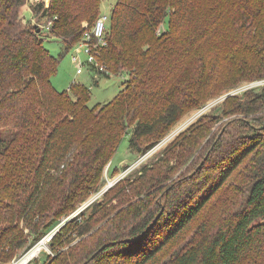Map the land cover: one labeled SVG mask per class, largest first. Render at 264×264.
I'll return each instance as SVG.
<instances>
[{
	"label": "trees",
	"instance_id": "16d2710c",
	"mask_svg": "<svg viewBox=\"0 0 264 264\" xmlns=\"http://www.w3.org/2000/svg\"><path fill=\"white\" fill-rule=\"evenodd\" d=\"M101 3L0 0V261L35 244L97 192L124 137L140 152L148 137L162 138L187 109L226 87L264 79V0H117L107 44L97 50L106 69L96 78L123 72L128 78L113 99L90 107L86 85L73 82L62 91L54 86L60 58L46 47L43 32L67 52L93 27ZM26 10L43 24L29 21ZM224 102L225 112H262L222 124L180 183L192 184L196 192L180 194L175 185L157 188L160 179L148 176L144 164L139 194L157 188L167 199L160 215L129 203L65 250L100 222L101 207L116 198L115 187L110 188L89 216L69 219L53 235L54 256L46 264H79L83 247L92 246L99 247L85 264H108L101 258L107 251L118 264H151L248 164L250 187L242 207L210 235L200 234L176 252L170 264H264V85L230 94ZM216 119L211 115L205 121Z\"/></svg>",
	"mask_w": 264,
	"mask_h": 264
},
{
	"label": "rangeland",
	"instance_id": "374dc122",
	"mask_svg": "<svg viewBox=\"0 0 264 264\" xmlns=\"http://www.w3.org/2000/svg\"><path fill=\"white\" fill-rule=\"evenodd\" d=\"M27 1L28 5H30L35 0ZM116 1L102 0L101 14L110 15L112 6ZM45 3L49 4L50 0H45ZM25 15L31 22L39 23L40 25L44 22L41 17L31 14L30 10H26ZM84 25L90 26L87 22ZM166 27L167 21L162 23L159 31L165 30ZM46 34L47 30L43 32L46 47L52 54L60 58L58 70L52 77V82L58 90L68 89L73 82H80L89 87L91 91L89 106L94 107L97 104L110 101L124 88V82L128 78V73L123 72L121 74H111L110 76L100 75L96 78L98 75L97 71L88 63L84 64L83 72L78 73V65L72 58L75 49L72 48L66 52L62 42L53 37L46 36ZM79 56L87 61V54L84 51ZM242 84L237 88H234L235 85L226 87L205 104L187 109L181 115L178 122L162 138L155 139V137H148L146 148L140 152L129 146L128 136L124 137L113 159L107 163L103 170L100 189L80 203L77 209L69 216L62 218L60 223L51 232L47 233L35 244L30 246L26 244L15 254L10 253V258L6 261H0V264H24L26 263L24 261L27 259L29 261L27 264H46L48 256H54V251L50 246L53 235L69 219L74 217L81 219L83 215L89 216L94 211L93 205L98 202L101 203L105 192L110 188L115 187L111 194L116 196V198L109 204L105 201L107 205L106 207L104 205L101 207L103 209L99 215L100 222L95 224L93 229L86 235L77 236L74 241L64 247L65 250L86 240L87 237L112 219L119 210L126 208L129 203L135 204L136 209L143 210L145 214L148 213L149 215L151 212L159 214V212L163 211L165 207L164 203L167 199L160 196V192L156 191L157 188H169L171 185H175L176 187L179 186L180 194L184 192L188 194L196 192L192 184L186 185L185 183L186 187H183V184L180 183H184V177L186 178L191 174L200 162L203 153L206 152L207 147L214 140L212 138L214 134L218 133L222 124L237 117L252 118L262 112L259 111L257 114L251 115H245L241 112H225L226 105H224V101L227 96L249 87L259 88L264 85V79L262 78L256 82H242ZM211 115L213 118L217 117L215 122L205 121L206 119L209 120ZM203 121L205 122L203 123ZM13 131V129H10L7 133L11 134ZM144 164L148 167V176L152 175L153 179L159 178L162 184H160V187L154 189L151 187L152 190L150 189L146 194L141 195L139 194L140 189L138 185H140V179H142V177L140 178V169ZM251 170L252 166L250 164L247 167H240L233 179L228 181L225 186L213 195L206 208L196 221L193 222L191 229L183 232L180 235V240H176L165 246L151 264H170L176 252L188 247L200 234L203 236L210 235L221 221L232 217L242 207L247 197L250 187ZM148 176L145 178L147 179ZM13 191L11 192L14 193ZM111 194L110 196H112ZM155 202H158L159 207ZM159 208H161V211H159ZM203 225L206 226L205 229H203ZM21 226L23 227L22 222ZM201 227L203 231L200 232ZM24 230L25 233L28 232V228L24 227ZM104 239L105 237H102V241H106ZM80 247L82 246H78V248ZM98 247L92 246L91 249L83 247L86 248L84 250L85 254L80 257L82 259H79V264L87 263ZM34 252L36 253L33 255ZM101 258L103 261H107L108 264H118L117 262H113L114 257L110 251L104 253Z\"/></svg>",
	"mask_w": 264,
	"mask_h": 264
},
{
	"label": "built area",
	"instance_id": "2783aa9c",
	"mask_svg": "<svg viewBox=\"0 0 264 264\" xmlns=\"http://www.w3.org/2000/svg\"><path fill=\"white\" fill-rule=\"evenodd\" d=\"M35 1L33 3H35ZM109 22L110 15L101 14L94 23L93 27L85 32L83 39L74 46L75 53L72 58L78 65V73L83 72V66L85 63H88L96 71L106 69V66L100 63L97 58V50L107 44L106 33L109 27ZM83 51L87 54V61L83 60L79 56V54Z\"/></svg>",
	"mask_w": 264,
	"mask_h": 264
},
{
	"label": "bare ground",
	"instance_id": "6f19581e",
	"mask_svg": "<svg viewBox=\"0 0 264 264\" xmlns=\"http://www.w3.org/2000/svg\"><path fill=\"white\" fill-rule=\"evenodd\" d=\"M39 249H40V248H39ZM37 251H38V249H37ZM37 251H36V252H37ZM36 252H34L33 255H34ZM27 260H28V259H27ZM27 260H25L24 262H26Z\"/></svg>",
	"mask_w": 264,
	"mask_h": 264
},
{
	"label": "water",
	"instance_id": "95a60500",
	"mask_svg": "<svg viewBox=\"0 0 264 264\" xmlns=\"http://www.w3.org/2000/svg\"><path fill=\"white\" fill-rule=\"evenodd\" d=\"M29 261H26V263H24V264H27Z\"/></svg>",
	"mask_w": 264,
	"mask_h": 264
}]
</instances>
